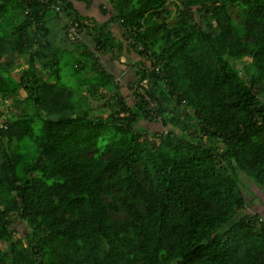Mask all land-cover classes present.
I'll list each match as a JSON object with an SVG mask.
<instances>
[{"label":"trees","instance_id":"obj_1","mask_svg":"<svg viewBox=\"0 0 264 264\" xmlns=\"http://www.w3.org/2000/svg\"><path fill=\"white\" fill-rule=\"evenodd\" d=\"M74 1L0 0V264H264V0Z\"/></svg>","mask_w":264,"mask_h":264},{"label":"rangeland","instance_id":"obj_2","mask_svg":"<svg viewBox=\"0 0 264 264\" xmlns=\"http://www.w3.org/2000/svg\"><path fill=\"white\" fill-rule=\"evenodd\" d=\"M75 6L77 9H79L80 13L84 16H89V17H95L98 21H104L109 18V16L104 15V13L101 10V5L104 4L105 6L110 7V3L107 0H91V4L87 1L83 0H76L74 1ZM230 11L233 15L234 18H238V9L235 4H230ZM55 16L54 11H50L49 14L46 16L47 18H52ZM65 18L61 20V23L65 22ZM173 22L175 19L172 20ZM110 29L114 32L115 37L124 40V36L122 35V28L118 24H113L110 26ZM88 44L89 48L92 50L94 47V42L91 40L90 37L84 34L83 38ZM100 58V63L104 64L107 68L109 67L110 72L116 73L117 72V78H122L124 80V85H123V92L127 96L128 99H132L134 96V93L131 91V87L128 86L129 81L133 79V74L136 70H134L133 66L131 65H126L125 63H133L134 59L136 56L134 54H123V59L124 62L120 60H113L111 59V54H103ZM250 61V59H247ZM247 61V62H248ZM239 64V63H238ZM242 64L244 65L245 63H240L238 66L242 67ZM29 66L28 62L26 61V57L24 56L23 58V68H27ZM68 76V73H67ZM244 174V173H243ZM245 175V174H244ZM242 176L243 181H245V185L247 187H250L251 191L247 195L248 201H251L247 208H245V212H252V213H259L262 216H264V191L259 188V186L255 183L254 180L249 178L247 175ZM253 198V199H252ZM252 199V200H251ZM16 228L20 231L26 229V224L23 222H18L16 224ZM8 244L2 243L3 247H7Z\"/></svg>","mask_w":264,"mask_h":264},{"label":"clouds","instance_id":"obj_3","mask_svg":"<svg viewBox=\"0 0 264 264\" xmlns=\"http://www.w3.org/2000/svg\"><path fill=\"white\" fill-rule=\"evenodd\" d=\"M76 1V0H75ZM60 8V7H59ZM54 9H56L57 10V7H55V8H52L50 11H54ZM49 11V12H50ZM58 11V10H57ZM60 11H61V9H60ZM49 12L47 13V15L49 14ZM59 12V11H58ZM62 12V11H61ZM54 13H55V15H56V12L54 11ZM78 27H80L79 26V24L76 22V23H74V24H69L68 25V33H67V35H70V37H71V39L72 40H74V41H76L77 42V39L79 38V39H81V38H83V35H84V32L83 33H81L80 31H78ZM70 28H73V32H71L70 33ZM84 40V39H83Z\"/></svg>","mask_w":264,"mask_h":264},{"label":"built area","instance_id":"obj_4","mask_svg":"<svg viewBox=\"0 0 264 264\" xmlns=\"http://www.w3.org/2000/svg\"><path fill=\"white\" fill-rule=\"evenodd\" d=\"M57 10H58L59 12H61L59 7H57ZM69 31H70V33H71V32H73L74 30H73V28H70Z\"/></svg>","mask_w":264,"mask_h":264},{"label":"crops","instance_id":"obj_5","mask_svg":"<svg viewBox=\"0 0 264 264\" xmlns=\"http://www.w3.org/2000/svg\"><path fill=\"white\" fill-rule=\"evenodd\" d=\"M76 8V7H75ZM122 62H124V59L122 60ZM117 73V72H116Z\"/></svg>","mask_w":264,"mask_h":264}]
</instances>
